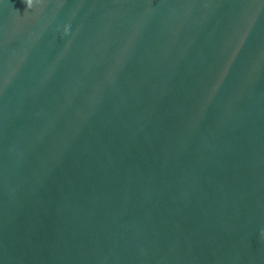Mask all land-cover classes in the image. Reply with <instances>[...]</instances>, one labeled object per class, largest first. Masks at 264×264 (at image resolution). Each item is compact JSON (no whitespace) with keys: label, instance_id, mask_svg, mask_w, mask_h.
Wrapping results in <instances>:
<instances>
[{"label":"water","instance_id":"water-1","mask_svg":"<svg viewBox=\"0 0 264 264\" xmlns=\"http://www.w3.org/2000/svg\"><path fill=\"white\" fill-rule=\"evenodd\" d=\"M0 264H264V0H0Z\"/></svg>","mask_w":264,"mask_h":264}]
</instances>
